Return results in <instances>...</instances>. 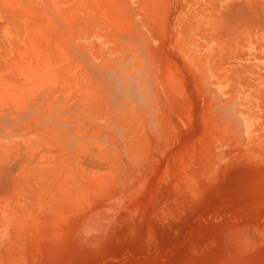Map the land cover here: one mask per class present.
<instances>
[{
	"label": "rangeland",
	"instance_id": "374dc122",
	"mask_svg": "<svg viewBox=\"0 0 264 264\" xmlns=\"http://www.w3.org/2000/svg\"><path fill=\"white\" fill-rule=\"evenodd\" d=\"M84 1L0 0V25L6 27L3 30L4 36L11 37L12 42L15 41L16 44L20 35L25 37L23 47H14L16 51L21 48L19 53H14V49H12L10 52L13 53L6 56L0 55V86H4L5 91L0 95V98L11 100L13 98L12 91H14L12 89L19 88L21 81L26 78L27 81L32 78L29 72L41 65L39 61L42 63L48 58L51 64L52 62L59 63L58 58L61 54L55 53L58 49H53L55 40H52L54 39L51 38L52 35L46 32L43 27L47 24L43 23L42 18L50 19L53 21V25L58 26V38L64 44V48L59 47V50L71 51L69 52L71 56L77 57L86 66H89L95 80L103 82L105 86L107 83L108 93L113 98V103L124 108L127 105L128 109H123L129 115L132 114L130 116L134 119V123L137 120L134 128L138 129L141 126V131L138 129V133L126 129L129 147L125 146L123 136L119 132L114 133L115 136H118L114 138L119 139L117 144L110 140L107 141L108 138L111 139L109 134L105 136L106 138L103 137L100 142L102 146L115 153L116 164L114 161L110 162L109 159L105 160L106 158L97 149H94L93 152H90L92 149L88 150L89 152L85 153L86 157L83 151L76 154L80 160L82 156L85 159L88 157L87 162L84 158L81 162L84 160L85 164L94 167L96 166L94 164L98 163L96 157L103 159H98L100 163H98L99 167L96 166L97 169L90 168L92 166L87 167L88 171L91 170L90 173L88 172L89 180L96 199L93 200L95 203L90 206V214L81 230L77 231L78 228H76L74 233L73 229L61 221L60 218H64V215L59 217L61 216L60 212L64 214L66 210H69L70 213L71 205L69 199H65L66 202L62 199L61 181L56 177L53 178L54 180L52 179V174L54 175L56 171L51 172L53 170L51 168L55 166H51V164L55 162L57 165L60 161L57 153L49 152L46 149L35 150L36 154V151L41 155L43 153L41 156L43 165L38 167L37 175H25L28 178H22L24 177L22 168L15 167L21 170L17 169L16 172L23 174L21 178L19 174V178L16 179L14 177L16 174L12 176L15 172H11V178L17 180L16 182L12 180L15 182V188H13L15 192L11 190L12 193L10 191L9 195L0 194V204L2 203L3 206H0V223L8 212L15 214L16 219L13 233H8L5 241L0 244V255L3 256L0 257V263L264 264V97L261 101V98H235L231 95L233 84L227 82L230 81L228 78L235 69L231 70L233 65L229 64V58H232L227 53L229 49H226L229 48V45L226 44L228 46L226 47L222 41L211 40L210 36L202 37L209 35L208 30L218 22V18L215 16L217 13L208 4H205L203 12L202 0H164V2L163 0H150V3L149 0L146 2L145 0H95L115 3L120 8L117 12L118 22L114 32V39L117 41L115 45L104 40L106 37L110 38L111 34L105 37L98 36L88 27L82 25L84 10L88 5V2ZM71 5H75L73 7L75 26L64 22V19L68 18L67 11ZM149 6L151 7L148 8ZM183 29L186 31L184 32ZM108 30L111 33L110 29ZM94 37L103 38L99 40L104 60L102 63L92 59L89 51L82 47V45L84 47L88 45L87 39ZM143 38H146L145 41ZM50 41H53L54 45ZM118 42L125 46H120ZM50 43L53 46H48ZM144 44L148 45L144 46ZM149 44H152L153 55ZM40 45L43 46L34 49V46ZM121 47L126 48L122 49ZM117 48H120V51ZM129 49H134L135 52H130ZM35 50H38L39 53L35 54ZM124 50L126 51L124 52ZM42 51H46L45 54L43 53L44 57ZM186 51L187 53H185ZM122 55H124V59ZM134 55H137L138 58H135ZM142 55H147L148 58ZM222 55L227 58L224 62L221 60L225 58ZM118 56L122 58L119 59ZM205 57L210 61L204 62ZM195 59L197 60L193 62ZM130 62L136 63L137 68L133 65L134 63ZM103 63H108L111 67H104L105 70H101L99 67ZM195 63L199 66L197 67ZM223 63L225 65L221 67L220 65ZM216 64L219 66L217 67ZM127 66L130 69V76L126 73L128 72ZM57 69H59V65H57ZM143 74H145L144 77L141 76ZM119 78L122 79L119 80ZM108 81H113V83L109 84ZM123 83H127L126 86H123ZM120 84L125 90L120 91V88L122 89ZM130 85L134 88L132 90H135V94L139 96L135 95L136 100L133 95L131 96L133 91L130 89L132 87L128 88ZM240 86L238 84L239 88ZM9 87L10 89H8ZM56 88L47 84L35 92H27L26 100L38 98L36 96L39 93L53 92ZM116 89L120 96H117ZM126 89L131 92L130 95H127ZM124 92L127 93V97ZM121 96L123 97L120 98ZM139 98L142 99L143 104ZM115 99L116 101H114ZM131 99L134 102L130 101ZM126 101L132 103L129 105L130 102ZM259 102H262L263 108L260 107ZM150 107L153 108L150 109ZM1 109L2 101H0ZM144 115L146 118H143ZM158 115L164 118H159ZM245 119L251 122V126L248 128L244 124ZM13 151L8 150L4 154L9 153L10 157ZM22 151L24 149L20 151L22 157L31 154H27V150L24 153ZM94 152L98 153V156L92 154ZM1 153L3 152H0V161L7 156ZM20 153L17 152L16 156L18 154L20 156ZM33 153L34 151H32ZM51 153L55 154L54 158H51L53 156ZM93 155L95 159L92 158ZM37 156L39 155L37 154ZM37 156L34 157L37 158ZM46 156L49 160H53H47ZM12 157L15 155L13 154ZM29 157L27 156V158ZM42 157L46 161L44 159L43 161ZM90 157L94 159L91 161L94 164H91ZM102 160L109 163H104ZM44 162L50 164L51 167ZM100 166L104 168H100ZM24 168L27 170L24 171L26 174L32 172L26 167ZM53 168L56 170V166ZM39 169L42 170L41 172L44 173L42 175L45 177L40 175ZM99 169H101L100 172ZM10 170L14 171V169ZM26 181L28 184L30 183V187L25 183ZM21 184L25 186L23 187ZM37 192L41 194H37ZM12 197L19 202L14 199L13 203ZM27 200L29 201L27 202ZM83 201L86 199H82L81 202ZM28 204L33 205L29 206ZM76 206L78 205L75 204V210L78 208ZM13 207L19 212L17 213ZM56 207L58 208L56 209ZM40 209L42 212L50 211L48 217L54 219L55 226L52 233L51 230H41V232L37 222L33 225V222L36 221V213ZM78 211L81 212L80 216L83 215L84 209L80 206ZM59 227L60 229H58ZM40 236H42L41 239ZM38 237L41 241H36ZM20 239L25 241L24 246L20 245L23 243ZM37 242L38 244H36ZM16 244L22 246L20 251H18L20 247H17ZM251 244H254L252 245L254 248ZM34 246L35 251L32 249ZM39 248L41 249L39 250Z\"/></svg>",
	"mask_w": 264,
	"mask_h": 264
},
{
	"label": "crops",
	"instance_id": "0c3cea01",
	"mask_svg": "<svg viewBox=\"0 0 264 264\" xmlns=\"http://www.w3.org/2000/svg\"><path fill=\"white\" fill-rule=\"evenodd\" d=\"M17 1H21V0H17ZM86 1V0H85ZM87 1H89L90 2V4L89 5H91L92 6V8L90 7V6H86L87 8L85 9L86 10V12H84V14H83V18H82V20H83V22H82V25L83 26H86V27H89V29L91 30V27H92V25H93V27H92V31H94L95 30V35H98V36H108L109 35V30L108 29H110V27L112 28V29H110V30H113L112 32H111V37L110 38H105L104 40H106L107 42H111V43H113V44H117V41L114 39L115 38V36H114V32H115V30H116V27H117V22H118V17H117V12H118V10H120V8L115 4V3H105V2H99L98 1V4H96L97 3V1L96 2H93V1H95V0H87ZM233 1H236V0H202V2H201V7H202V9H203V12H204V10H205V4H208L211 8H213L212 10L213 11H215L216 13H217V15L219 16H221V14H223V12H224V19L222 20V18H223V16H221L222 18H220V17H218V19H221L222 21H224V23H222L221 22V26H224L223 28L220 26V24H219V22H217L216 24H215V26H213V27H211L208 31H209V33L210 34H214L215 36L217 35V33H218V35L220 34V33H223V30L224 31H226L228 28V30H231L232 31V29L230 28V26L232 27L234 24H237L236 22H234V21H237V22H241L242 23V21H243V23L244 24H247V27L250 25L249 23H251L252 25L255 23V24H258V25H253V26H255L254 28H253V31L252 30H250V26H249V29L248 28H246L247 30H243L242 29V31H241V27L243 28L244 26H243V24H242V26L239 28V26H238V24L236 25V26H233V27H235L234 28V31L231 33V31L230 32H228V30L224 33V35L228 32V34H227V36L226 37H228L229 39L231 38V40H229V39H227L225 36H223V37H221L223 34H220L219 36H216L217 38H222V39H225V40H228V41H225V40H223L224 41V43L226 42V44L229 42V47L231 48V46L232 45H234V46H236L237 45V42H241V43H244V44H241V46H236V47H241V48H239V49H242L241 51L240 50H238V52H237V48H235V50H232V52L230 51V53H229V55L230 56H234V55H237L236 54V52L238 53V55H239V53L241 54V56L243 55V57H240V58H238L237 57V59L235 58V56L233 57V58H229V61L231 62L230 64H232L233 65V67L231 68V70H233V69H235L232 73H231V75H230V79L228 78V80H230L229 82H227V83H231V84H233L232 86H238V84L240 83L241 84V86L240 87H242V92H245L244 90H246V92H247V94H243V96H242V98H244V97H246V98H248V97H250V98H260L261 97V95H262V92L264 91V85H263V80H264V76L262 75L264 72V0H257L258 1V3H257V5H256V3H254L253 1H255V0H242L243 1V3L241 2V0H237V1H239L240 2V4H239V2H238V4L239 5H243L244 4V1H245V5H243V6H245V7H247L248 9H250V10H247V12H246V10L244 9L245 7H243V6H235L234 4H230V3H232ZM249 1H252L251 2V4L253 5V6H251V4H250V6H246V5H248L249 4ZM262 2L263 3V5L261 4V3H259V2ZM88 2V3H89ZM93 3H95V4H93ZM233 3H236V2H233ZM242 3V4H241ZM247 3V4H246ZM217 4H218V6H217ZM220 4V5H219ZM237 3H236V5H238ZM254 4H255V6H254ZM259 4V5H258ZM262 6H261V5ZM93 5H95V6H97V7H93ZM114 5V6H113ZM213 5H216V6H213ZM229 5V7H230V9L232 10V13L234 12V11H236V14H234V16H233V18L231 19V21L232 20H234V18H235V20L234 21H232L233 22V24L231 23H229V20L230 19H228L230 16H229V9H228V6ZM233 5L236 7L235 9L236 10H233L231 7H233ZM75 5H71L70 7H69V9H68V11H67V15H68V20L67 19H64L65 21L64 22H66V23H68V24H72L73 26H75V23H74V21H73V16H74V14H73V7H74ZM84 6V5H83ZM113 6V7H112ZM223 6H226V7H223ZM256 6H257V9H258V11H259V9L262 7V9H263V11H262V9L258 12L257 11V9H255L256 8ZM259 6H261V7H259ZM91 9H90V8ZM108 7H109V9H108ZM242 7H243V9L245 10V11H243V9H242ZM252 7L254 8V9H252ZM88 8H89V10H88ZM94 8H96V9H94ZM102 8V9H101ZM114 8H115V10H114ZM219 8V9H218ZM228 10H227V9ZM240 8L242 9L241 11H240ZM97 9H99L100 10V12H101V14L102 15H104L105 17H104V20L103 19H100V17L101 18H103L102 17V15L100 16V13H99V11L97 10ZM106 11H105V10ZM118 9V10H117ZM252 9V10H251ZM84 10V11H85ZM90 10H91V12H90ZM96 10H97V12H96ZM110 10H112V11H110ZM221 10V11H220ZM231 10H230V12H231ZM238 10L240 11V12H238ZM254 10V11H253ZM255 10H256V13H255ZM92 11H94L95 13H96V17H94L95 15H93V17L95 18V20L97 21V18H98V15L100 16L99 17V19H98V21L100 22V24H95V23H97L95 20H94V18H90L92 15H90V13H92V14H94V12H92ZM218 11V12H217ZM228 11V12H227ZM244 13H243V12ZM252 11V12H251ZM88 12V13H87ZM90 12V13H89ZM251 12V13H250ZM257 12H258V14H257ZM260 12H261V15H259L260 14ZM262 12H263V15H262ZM99 13V14H98ZM231 13V14H232ZM237 13H240V14H238L237 15ZM241 13H243V16H248L249 17V15H251L249 18L251 19L253 16V18H254V20L253 19H251V20H249L248 22H247V18L244 20H242L241 19V17L243 18V16H242V14ZM228 14V18L225 16V15H227ZM253 14V15H252ZM255 14H256V16H255ZM90 17H89V16ZM107 15V16H106ZM241 15V16H240ZM257 15H259V16H257ZM231 16V17H232ZM240 16V18H238ZM225 17L228 19L227 20V22L225 21ZM244 17V18H245ZM262 17V18H261ZM90 19L89 20V22H87V20H86V22H85V19ZM248 18V19H249ZM256 18H257V20H256ZM263 19L262 21L260 20V19ZM92 19H93V21L95 22H93L92 21ZM105 19H106V21H107V23H109V21H110V23H109V25H108V27H106L107 25H103L102 23L105 21ZM110 19V20H109ZM237 19H239V20H237ZM42 20H44V23L46 22V23H52V20H50V19H45V18H42ZM103 20V21H102ZM221 20H218V21H221ZM256 20V21H255ZM258 20H260L259 22H261V23H259L258 22ZM112 21H113V24H112ZM230 21V22H231ZM247 23H246V22ZM252 21H253V23H252ZM71 22V23H70ZM91 22H93L92 24H91ZM258 22V23H257ZM86 23V24H85ZM87 23H90V24H87ZM106 23V24H107ZM229 26L228 28L227 27H225V25L226 24ZM240 23V24H241ZM85 24V25H84ZM104 26V27H106L105 29H103L104 27L102 26V25ZM104 24H105V22H104ZM223 24V25H222ZM225 24V25H224ZM261 26H260V25ZM88 25V26H87ZM96 25V26H95ZM111 25V26H110ZM95 26V27H94ZM98 26H102V27H100V28H97ZM110 26V27H109ZM219 26H220V28H219ZM1 28H0V31L2 32V33H0L1 34V36H0V38L2 39V40H4V43L1 41V39H0V44H1V42H2V44H3V46H4V44L6 45V47L4 46V47H2V44L0 45V49L1 48H4V51H3V49L2 50H0V55L2 54V56H6V55H8V54H10V53H19L21 50H20V48L18 49V51H16L15 50V48H14V46L16 47H23L24 45H25V37L23 36V35H20L19 36V38H18V40L19 41H17V44H16V42L14 43V42H12V39H11V37H9L8 35L7 36H4V33H3V30L6 28V27H3V26H0ZM44 28H45V26H43ZM236 27H238V30L236 31L235 29H237ZM246 27V26H245ZM244 27V28H245ZM252 27V26H251ZM108 28V29H107ZM226 28V29H225ZM258 28H260L261 30L259 31V29ZM3 29V30H2ZM99 29L101 30V31H99ZM107 29V33H105V30ZM218 29H221L220 31V33H219V31H218ZM223 29V30H222ZM239 29H240V32H241V34H242V38H241V35H239L240 33H239ZM46 31V30H45ZM96 31H98V33L96 32ZM237 32V34H236V36L234 35L236 32ZM243 31H246L245 33H246V35H250V36H248L247 38L245 37L246 35H245V33L243 32ZM249 31L251 32V33H249ZM100 32H101V34H100ZM204 32V31H203ZM252 32H254V34H252ZM259 32V33H258ZM103 33V34H102ZM105 33V34H104ZM244 33V34H243ZM10 34V33H9ZM50 34V33H49ZM203 35L202 37H204V38H208L209 36H210V39L211 40H213V39H215L216 41H218V40H220L221 41V39H217L214 35ZM231 34V35H230ZM234 35V37H229V36H233ZM252 34V35H251ZM229 35V36H228ZM239 35V37H240V39H242V41L239 39V37H237ZM260 35V36H259ZM263 35V36H262ZM58 36L59 35H57V37L56 36H53L54 37V40L55 39H59L58 38ZM114 36V37H113ZM253 36V37H252ZM256 36V37H255ZM40 37V36H39ZM225 37V38H224ZM239 39V41H237L238 39ZM244 37V38H243ZM250 37H252L251 39H250ZM235 39V41H234V39ZM103 38H101V37H94V38H90V39H87L86 40V42H87V48L86 47H83L84 49H87L88 51H89V53H90V56H91V58L92 59H94V60H100L101 58H102V50L100 49V47H99V40H102ZM233 39V40H232ZM248 39H250V40H247ZM110 40V41H109ZM114 40V41H113ZM244 40L247 42V44H246V42H244ZM251 40H253L254 42H253V44H250V43H252L251 42ZM56 41H57V43H56ZM55 41V47L57 46V47H62L63 46V48H64V44H63V42H60V39L59 40H56ZM233 41L235 42V44L233 43ZM250 41V42H249ZM59 42H60V44H59ZM232 42V44H231V46H230V43ZM13 43V44H12ZM24 43V44H23ZM93 43H94V45H93ZM238 43V44H239ZM16 44V45H15ZM242 45H246L248 48H246V46H242ZM259 45H262V46H260V47H258ZM7 46H9V47H7ZM234 46L232 47V49H234ZM256 46H257V49H256ZM56 47V48H57ZM95 47V48H94ZM36 48H40V47H37V46H34V49H36ZM8 49V50H7ZM12 49H14L13 50V52H10V50H12ZM6 50L9 52V53H7L6 52ZM261 50V51H260ZM58 51H59V53L61 52V56H60V58H59V60H60V63H57V64H54V67H53V62H52V64L50 63V61H49V59L48 58H46L45 59V62H42L41 64L43 65H41V66H39V67H37L38 69H36V72L34 71V70H31V74H32V71H33V73L35 74V75H37V74H40V80L39 79H37L36 77H34V79L35 80H38L39 81V83H40V81H41V84H42V86H45V84L47 85V84H49V83H52V82H54L55 80V82L53 83V87H57L53 92H49V93H43V94H41V93H39L38 94V96H36V97H38V98H32L31 100H26V93L28 92L26 89H28L29 88V85H30V88L32 87L33 88V86H35V88H36V85H35V80L33 79V80H31L32 78H30V80L29 81H27V80H25L24 82H26V83H24L23 81V84H22V87H23V89H21V86H19V88H17L16 87V91L14 90V92L12 93V95H13V98H11V100H3L2 98H0V101H2V109L0 110V116H2V118H5V119H7V123H8V126H7V130L9 129L10 131H15V132H17V133H25V132H37V131H40L41 129H50V130H53V129H55V131H57L56 130V126H54L52 123H50V124H46V126H44L43 125V123H46V122H44V120H49L50 118H57V119H60V124L58 125V127L60 128V129H62V131H64V132H68V133H70V134H73V135H89V134H103L104 132H105V130L104 129H101L100 127H96V126H93V125H90V123H89V119L91 118V117H93V118H104V117H107L108 115H110V114H112V112L111 111H109V110H107L106 108H105V106H104V103H106V95L104 94V92L100 89V87H99V84H94V83H92L89 79H87V78H85L81 73H79V69H77V67H79V66H77V65H71V67L70 66H68V65H66V63H63L62 61L66 58V56H67V54H66V51H64L63 49H60L59 50V48H58ZM94 51V52H93ZM98 51V52H97ZM233 51H234V53L235 54H233ZM5 54H4V53ZM63 52V53H62ZM229 52V51H228ZM246 52V54H245V56H244V53ZM256 52H258V55H257V53ZM34 53L36 54V53H39V51L38 50H35L34 51ZM64 53H65V55H64ZM95 53V54H94ZM233 54V55H232ZM255 56H254V55ZM65 57H64V56ZM97 55H98V57H97ZM263 55V56H262ZM97 58H95V57ZM62 58H63V60H62ZM245 58V59H244ZM257 58H259V59H257ZM262 58V59H261ZM204 59H208L207 57H205ZM243 59V60H242ZM239 60V61H238ZM241 60V61H240ZM261 60V61H260ZM44 61V60H43ZM208 62L210 61L209 59L207 60ZM233 61H238L237 63L235 62V63H233ZM48 64H49V66H51V68H53V70L51 69H49V66H48ZM235 64V65H234ZM243 66H242V65ZM46 65V66H45ZM57 65H59V69H57ZM254 65V66H253ZM256 65H258V66H256ZM47 67L48 66V72L47 73H49V71H52V72H50L49 73V77L47 76V74L46 75H44V68L45 67ZM65 66V67H64ZM110 66V65H109ZM44 67V68H43ZM111 67V66H110ZM256 67V69H254ZM40 68L41 69H43V71L41 70V73H40ZM54 68L56 69V70H58L57 71V73H58V75H60L61 73H62V70L64 69V71L65 70H67V69H70L69 70V72H63V74L64 75H62V78L59 76V78H58V76H57V74H56V71L54 70ZM75 68H76V70H75ZM60 69H62V70H60ZM59 70H60V72H59ZM75 70V71H74ZM261 70H263L262 72H261ZM46 71V70H45ZM38 72V73H37ZM249 72H251V73H249ZM43 73V75H41ZM67 75H66V74ZM70 73V74H69ZM253 73V74H252ZM52 74V75H51ZM56 74V75H55ZM255 74V75H254ZM50 75H51V77H50ZM69 75V76H68ZM257 75V76H256ZM39 76V75H38ZM44 77L45 78V76L46 77H48L49 79L47 80V79H45L44 81H43V78L42 77ZM52 76H54V78L52 77ZM56 76V77H55ZM254 78H253V77ZM260 76V77H259ZM263 78H262V77ZM33 77V76H32ZM72 77V78H71ZM60 79V80H59ZM85 79V80H84ZM255 79V80H254ZM47 80V81H46ZM51 80H53V81H51ZM243 80H245V81H243ZM251 80V81H250ZM37 81V82H38ZM46 81V82H45ZM60 81V82H59ZM249 81V82H248ZM260 81V82H259ZM36 82V84H38ZM241 82H243V83H241ZM259 84H258V83ZM32 83H33V86H32ZM60 85H59V84ZM245 83H249V84H246V85H244ZM261 83V84H260ZM20 84V85H21ZM29 84V85H28ZM55 84V85H54ZM57 84V85H56ZM239 84V85H240ZM25 85L28 87V88H26L25 87ZM76 87H75V86ZM243 85V86H242ZM248 85V86H247ZM255 85H257V86H255ZM263 85V86H262ZM38 86H39V88H41L42 86L40 85V84H38ZM252 86V87H251ZM244 87H246V88H244ZM248 87V88H247ZM259 87H263V90H262V88H259ZM244 88V89H243ZM257 88V89H256ZM259 88V89H258ZM3 88H1V86H0V95H2L4 92H3V90H2ZM38 89V88H37ZM74 89V90H73ZM79 91H78V90ZM250 89V90H249ZM254 89V90H253ZM261 89V90H260ZM29 90V89H28ZM33 90H36V89H33ZM33 90H29V91H33ZM73 90V91H72ZM85 90V91H84ZM252 90V91H251ZM24 91V92H23ZM76 91V92H75ZM80 91H82V92H80ZM91 91V92H90ZM3 92V93H2ZM18 92V93H17ZM20 92V93H19ZM22 92V93H21ZM75 93H76V95H75ZM78 93V94H77ZM85 93V94H84ZM251 93V94H250ZM258 93H259V95H258ZM264 93V92H263ZM20 96H19V95ZM82 94H84V96H82ZM250 94V95H249ZM17 95H18V97H17ZM73 95H75V96H73ZM82 97H81V96ZM258 95V96H257ZM79 96V97H78ZM64 97V98H63ZM67 98V99H66ZM89 98H91V99H89ZM262 98V97H261ZM72 100V101H71ZM93 100V101H92ZM102 101V102H101ZM28 102H31V103H28ZM38 102V103H37ZM71 102V103H70ZM36 103V104H35ZM40 103V104H39ZM79 103V104H78ZM93 103V104H92ZM49 104V105H48ZM31 106V107H30ZM42 106H43V108H42ZM102 106V107H101ZM48 107V108H47ZM93 110V111H92ZM34 111V112H33ZM101 111H102V113H101ZM37 112V113H36ZM40 112V113H39ZM99 112V113H98ZM103 114V115H102ZM102 115V116H101ZM72 117H73V121H72ZM13 118V119H12ZM38 121V122H37ZM11 123V124H10ZM10 124V125H9ZM29 124V125H28ZM30 126V127H29ZM250 126H251V122H250ZM16 127V128H15ZM26 127V128H25ZM31 127H32V129H31ZM35 127L37 128V129H35ZM13 128H15V129H13ZM18 128H19V130H18ZM22 128V129H21ZM78 130V131H77ZM122 134H123V140H124V142H125V144H126V146H130V143L128 142V140H127V137H126V135H127V130L125 129V128H122ZM22 143H20V139L19 138H16V139H14L12 142H6V145H8V146H12L13 147V145L15 146V145H20V146H26L27 144H22ZM22 149V148H21ZM79 151H77V152H75L73 155H72V157H70V159H69V164L71 165V167H72V171L78 176V179H80V184H81V188H80V191H81V196H77V197H81V198H85L86 199V201H83V202H78L77 201V204H78V207H79V205H81L80 207L82 208V209H84V213H83V217H82V219L80 220V222L78 223V229H77V231H79V230H81V228H82V226H83V224L85 223V221H86V219L88 218V216H89V214H90V206H91V204L92 203H95L93 200H95L96 199V197L93 195V187H91V183H90V180H89V171H87L88 169H87V166H89V165H87L86 166V168H85V165L84 164H82V163H84V162H81L80 161V159L76 156V154L78 153ZM41 155V154H40ZM39 155V156H40ZM39 156H37L38 157V160L40 161L41 160V158H39ZM41 157V156H40ZM27 159V157H24V161ZM30 159H31V161H30ZM37 159V158H36ZM36 159L34 160V159H32V158H28L27 160V162H26V164L28 163V164H30V162L32 163V165H31V168H33L34 169V165L37 163V164H40V163H38L39 161H36ZM21 160V159H20ZM32 160H34V161H36L35 162V164L33 165V161ZM24 161H17V163L18 162H22L21 163V166L20 167H22V164L23 165H25V162ZM24 162V163H23ZM60 162V161H59ZM79 162H80V165H79ZM16 163V162H15ZM20 163H18V164H20ZM58 163V162H57ZM18 164H17V166L16 167H18ZM27 164V165H28ZM12 165H13V163H12ZM30 165H28L27 166V168L30 166ZM40 165H42V164H40ZM58 166H59V164H57ZM10 166V165H9ZM13 166H15V165H13ZM33 166V167H32ZM37 166V165H36ZM58 166H57V169L55 170L56 172H54L55 173V177L57 176V178L59 179V181H61V179H62V177H64L63 176V174L61 173H59V171H58ZM24 167V166H23ZM26 167V166H25ZM39 167V166H38ZM38 167H37V169H38ZM41 167V166H40ZM87 169V170H86ZM30 170V169H29ZM9 171V170H8ZM13 172V171H12ZM33 172H37V170H36V168H35V171L33 170ZM33 172H30V173H33ZM41 172V171H40ZM85 172V173H84ZM88 173V176H87V173ZM11 173V172H10ZM42 173V172H41ZM9 174V173H8ZM7 174V175H8ZM34 174V173H33ZM25 175H28L29 176V173L28 174H25ZM36 175H37V173H36ZM9 177H10V179H11V175L9 174L8 175ZM21 178V177H20ZM7 179H9L8 177H7ZM9 179V181H8V183H10L11 182V180ZM5 183H7V181H4ZM12 183H14V182H11L10 184H12ZM10 184L8 185V190H9V188L11 187L10 186ZM7 185V184H6ZM3 186H5V184L3 183ZM14 186V187H13ZM7 187V186H6ZM6 187H4L5 188V190H6ZM12 187L13 188H15V184L13 185L12 184ZM11 187V188H12ZM61 187H62V185H61ZM12 188V189H13ZM14 190V189H13ZM3 191V190H2ZM10 191H11V189H10ZM10 191H4V192H7V193H9ZM62 193H63V195L64 196H67V198L66 199H71L72 198V196H69L67 193H64L63 192V190H62ZM4 194V193H3ZM6 194V193H5ZM67 194V195H66ZM63 195H62V197H63ZM70 197V198H69ZM62 199H64L63 201H65V197H63ZM73 200V201H72ZM75 203V200L74 199H71V202H70V205H71V209L73 210L74 209V207H72L73 205L72 204H74ZM80 203V204H79ZM76 204V203H75ZM69 205V206H70ZM75 206V205H74ZM71 210V212H70V214H69V210H66V212L64 213V215L65 216H71L72 214L74 215L75 213H77V210L75 211V210H73L72 211ZM46 211H48L47 213H49V215H50V211L49 210H46ZM79 212V211H78ZM42 213V211H41V209L40 210H38V212L36 213V222H37V225H38V227L40 228V230H41V228H43V225L41 226V224H42V222H43V220H42V217H41V214ZM72 213V214H71ZM48 217V216H47ZM46 218V217H45ZM72 218V219H71ZM3 221H1V223H0V227H6L8 230H10V233H11V231L13 230V228H14V226H15V224H16V219H15V214H13L12 212H8L5 216H3ZM50 219L52 220L53 218H51L50 217ZM69 219V218H68ZM74 218H73V216H71L70 217V220H67V218L66 219H64L62 222H64L66 225H68V227L71 225V228L73 227V225H74V223H73V220ZM13 220V221H12ZM38 221H39V223H38ZM53 221H54V219H53ZM68 221V222H67ZM68 223V224H67ZM53 225H54V223H53ZM52 226V225H51ZM51 226H50V229L49 230H52L53 228H55V226L54 227H52L51 228ZM4 227V228H5Z\"/></svg>",
	"mask_w": 264,
	"mask_h": 264
},
{
	"label": "bare ground",
	"instance_id": "6f19581e",
	"mask_svg": "<svg viewBox=\"0 0 264 264\" xmlns=\"http://www.w3.org/2000/svg\"><path fill=\"white\" fill-rule=\"evenodd\" d=\"M87 1V0H86ZM91 1V0H90ZM142 1V0H141ZM144 1V0H143ZM146 1H148V0H145V2ZM188 1V0H187ZM85 2V1H84ZM87 2H89V1H87ZM93 2H96V1H93ZM149 3L151 2L150 0L148 1ZM158 2V1H157ZM163 2H164V0H163ZM171 2V1H170ZM233 2H236L237 4H238V2L239 1H233ZM230 3V4H234L236 7L237 6H243V5H245V1H244V4L243 5H239L240 4V2H239V4L238 5H236V3ZM241 2L243 3V1L241 0ZM251 2L252 1H249V4L248 5H246V6H250V4H251ZM254 3H258V1L257 0H255V1H253ZM82 3V2H81ZM148 3V4H149ZM159 3V2H158ZM181 3V2H180ZM241 3V4H242ZM257 3H256V5H257ZM259 3H261L262 5H263V3L260 1ZM90 4V2L88 3V5L87 6H90L91 8H92V6L91 5H89ZM93 4H95V3H93ZM96 4H98V1H97V3ZM140 4V3H139ZM164 4V3H163ZM168 4V3H167ZM247 4V3H246ZM260 4V5H261ZM82 5V4H81ZM143 5V4H142ZM155 5V4H154ZM157 5H159V4H157ZM157 5H156V7H157ZM220 5V4H219ZM233 5V7H231L233 10H236L235 8V6ZM259 5V4H258ZM261 5V6H262ZM78 6V5H77ZM114 6V5H113ZM112 6V7H113ZM145 6V5H144ZM165 6V5H164ZM168 6V5H167ZM213 6H216V5H213ZM217 6H218V4H217ZM216 6V7H217ZM251 6H253L252 4H251ZM254 6H255V4H254ZM261 6H259V7H261ZM82 7V6H81ZM84 7V6H83ZM89 7V8H90ZM93 7H97V6H95V5H93ZM146 7V6H145ZM151 6H149L148 8H150ZM182 7H183V5H182ZM223 7H226V6H223ZM228 7V9H229V18H228V14L227 15H225L228 19H232L233 18V16H234V14H236V11H234L233 13H232V10L230 9V7H229V5L227 6ZM243 7H245V6H243ZM243 7H242V9H243ZM79 8V7H78ZM89 8H88V10H89ZM90 8V9H91ZM98 8V7H97ZM166 8V7H165ZM184 8V7H183ZM83 9H85V8H83ZM83 9H82V11H83ZM94 9H96V8H94ZM102 9V8H101ZM108 9H109V7H108ZM159 9H160V7H159ZM163 9V8H162ZM219 9V8H218ZM227 9V8H226ZM227 9V10H228ZM241 8H240V11L242 10ZM245 10H246V12H247V10H250V9H248L247 7H245L244 8ZM243 9V11H245ZM252 9H254L253 7H252ZM251 9V10H252ZM255 9H257V6H256V8ZM262 9V7L259 9V11ZM98 11H99V13H100V16L102 15L101 14V12H100V10L99 9H97ZM97 10H96V12H97ZM105 10V9H104ZM114 10H115V8H114ZM118 10V9H117ZM150 10V9H149ZM148 10V12H150ZM168 10V9H167ZM195 10H197V9H195ZM230 10H231V12H230ZM3 11V10H2ZM37 11V10H36ZM106 11V10H105ZM110 11H112V10H110ZM116 11V10H115ZM147 11V10H146ZM155 11V10H154ZM153 11V12H154ZM162 11V10H161ZM177 11V10H176ZM221 11V10H220ZM239 10H238V12H240ZM242 11V12H243ZM254 11V10H253ZM257 11H258V9H257ZM258 11V12H259ZM262 11H263V9H262ZM18 12H20V11H18ZM39 12V11H38ZM41 12V11H40ZM84 12H86V10L84 11ZM90 12H91V10H90ZM89 12V13H90ZM92 12H94V11H92ZM152 12V13H153ZM159 12V11H158ZM167 12V11H166ZM183 12V11H182ZM218 12V11H217ZM228 12V11H227ZM249 12V11H248ZM247 12V13H248ZM252 12V11H251ZM250 12V13H251ZM258 12H257V14H258ZM4 13V12H3ZM9 13V12H8ZM88 13V12H87ZM98 13V14H99ZM232 13V14H231ZM244 13V12H243ZM243 13H241L242 14V16H243ZM255 13H256V10H255ZM18 14V13H17ZM38 14V13H37ZM191 14V13H190ZM214 14V13H213ZM212 14V15H213ZM223 14H224V12H223ZM223 14H221V16H223V18L219 15H215L216 16V18H218V17H220V18H222V20L224 19V15ZM238 14H240V13H237V15ZM8 15V14H7ZM90 15H92L90 18H94V17H96V13L94 12V14H92V13H90ZM93 15H95L94 17H93ZM151 15H153V14H151ZM233 15V16H232ZM253 15V14H252ZM259 15H261V12H260V14ZM259 15H257V16H259ZM262 15H263V12H262ZM4 16V15H3ZM11 16V15H10ZM9 16V17H10ZM16 16V15H15ZM99 15H98V18H97V21L95 20V18H94V20L97 22V23H95L94 21H93V19H92V21L97 25V24H100V22L98 21V19H99V17H100ZM107 16V15H106ZM147 16V15H146ZM150 16V15H149ZM155 16H156V14H155ZM154 16V17H155ZM190 16V15H189ZM192 16V15H191ZM211 16V15H210ZM232 16V17H231ZM241 16V15H240ZM240 16L238 17V18H240ZM251 15H249V17H250ZM255 16H256V14H255ZM102 17L103 18H101L100 17V19H103L104 20V15H102ZM188 17V16H187ZM203 17V16H202ZM212 17V16H211ZM225 17V21L227 22V18ZM235 17V16H234ZM245 16H243V18L241 17V19L243 20H245L248 16H246L245 18H244ZM248 17V18H249ZM254 17V16H253ZM251 18V19H253L254 20V18ZM264 17V16H263ZM17 18V17H16ZM19 18V17H18ZM32 18V17H31ZM190 18V17H189ZM192 18V17H191ZM246 19L247 20V22L249 21V20H251L250 18L249 19ZM262 18V17H261ZM13 19V18H12ZM231 19L229 20V23L231 24H233V22L232 21H234L235 20V18H234V20H232L231 21ZM260 19V18H259ZM33 20H35V19H33ZM37 20V19H36ZM35 20V21H36ZM68 20V19H67ZM84 20V19H83ZM83 20L81 21V23L83 22ZM86 20H87V22H89V20L86 18L85 19V22H86ZM102 20V21H103ZM110 20V19H109ZM151 20V19H150ZM188 20V19H187ZM218 20H221V19H218ZM218 21L219 22V24H220V26H221V22L222 23H224V21ZM237 20H239V19H237ZM256 20H257V18H256ZM255 20V21H256ZM261 21L263 20V19H260ZM260 20H258V22L260 21ZM12 21V20H11ZM16 21H17V19H16ZM38 21V20H37ZM36 21V22H37ZM42 21V20H41ZM44 21V20H43ZM48 21V20H47ZM46 21V22H47ZM163 21V20H162ZM165 21V20H164ZM231 21V22H230ZM240 21V20H239ZM19 22V21H18ZM45 22V24H47V25H45V30H46V32H48V33H50L52 36H56L57 37V35H59L58 34V26H56V25H53L52 23H53V21H52V23H46ZM93 22H91V24L93 23ZM104 22H105V24H104ZM102 24L105 26V25H109V23H110V21H109V23H107V21H106V19H105V21H104ZM185 22V21H184ZM234 22H236L237 24H238V26H239V28L242 26V24H243V26L245 27H241V31H242V29L244 30H247L246 28H248L249 29V26H250V30H252L253 31V28L255 27V26H253L251 23H249L250 25L247 27V24H244L243 23V21H242V23L241 22H237V21H234ZM246 22V21H245ZM246 22V23H247ZM257 22V23H258ZM44 23V22H43ZM71 23V22H70ZM107 23V24H106ZM186 23V22H185ZM241 23V24H240ZM252 23H253V21H252ZM259 23H261V22H259ZM264 23V22H263ZM19 24V23H18ZM17 24V25H18ZM31 24V23H30ZM34 24V23H33ZM40 24V23H39ZM86 24V23H85ZM84 24V25H85ZM87 24H90V23H87ZM90 24V25H91ZM101 24V25H102ZM112 24H113V21H112ZM162 24V23H161ZM160 24V25H161ZM166 24V23H165ZM226 24V23H225ZM224 24V25H225ZM237 24H234L233 26H236ZM22 25V24H21ZM49 25V26H48ZM94 25V24H93ZM93 25H92V27H93ZM95 25V26H96ZM102 25V26H103ZM159 25V26H160ZM188 25V24H187ZM191 25V24H190ZM196 25V24H195ZM223 25V24H222ZM255 25H258V24H255ZM260 25V24H259ZM264 25V24H263ZM1 26V25H0ZM23 26V25H22ZM47 26V27H46ZM88 26V25H87ZM94 26V27H95ZM102 26H98L97 28H100V27H102ZM103 26V27H104ZM106 26V27H107ZM111 26V25H110ZM109 26V27H110ZM162 26V25H161ZM160 26V27H161ZM220 26H219V28H220ZM231 27L230 26V28L232 29V31L231 30H228L229 28V26L226 24L225 25V27H227L228 29V32H230L231 31V33L234 31V28L235 27ZM252 26V27H251ZM261 26V25H260ZM37 27H39V26H37ZM36 27V28H37ZM90 27V26H89ZM88 27V28H89ZM92 27H91V31L93 30L92 29ZM106 27H104L103 29H105ZM222 28L224 27V26H221ZM1 28V27H0ZM35 28V27H34ZM113 28V27H112ZM111 27H110V29H112ZM142 28V27H141ZM186 28V27H185ZM184 28V29H185ZM237 29H235L236 31L238 30V27H236ZM19 29V28H18ZM23 29V28H22ZM42 29V28H41ZM101 29V28H100ZM99 29V31H101ZM161 29V28H160ZM184 29H183V31H184ZM191 29H193V28H191ZM226 29V28H225ZM259 29V31L261 30L260 28H258ZM3 30V29H2ZM165 30V29H164ZM163 30V31H164ZM221 29H218V31H219V33L221 32L220 31ZM223 30V29H222ZM226 30V31H227ZM31 31V30H30ZM38 31V30H37ZM111 32L113 31V30H110ZM186 31V30H185ZM184 31V32H185ZM226 31H224L223 30V33H220V34H223L221 37H223V36H227V34H228V32L224 35V33L226 32ZM235 31V32H236ZM20 32H21V30H20ZM22 32H24L23 30H22ZM93 32H95V30L93 31ZM97 33H98V31H96ZM183 32V33H184ZM200 32V31H199ZM244 33L246 32V31H243ZM0 33H2L1 31H0ZM32 33V32H31ZM42 33V32H41ZM48 33H46L47 34V36H48ZM105 33H107V29L105 30ZM104 33V34H105ZM202 33V32H201ZM239 35H241V38H242V34H241V32H240V29H239ZM243 33V34H244ZM247 33V32H246ZM246 33H245V35H246ZM249 33H251L250 31H249ZM259 33V32H258ZM100 34H101V32H100ZM103 34V33H102ZM108 34V33H107ZM111 33H109V35H110ZM147 34V33H146ZM203 34V33H202ZM236 34H237V32L234 34L235 36H236ZM252 34H254V32H252ZM251 34V35H252ZM40 35V34H39ZM43 35V34H42ZM115 35H117V34H115ZM208 35V34H207ZM210 35H214V34H210ZM218 35V33H217V35L216 36H219ZM231 35V34H230ZM233 35V34H232ZM234 35L233 36H229V37H234ZM239 35L237 36V37H239ZM0 36H1V34H0ZM16 36V35H15ZM37 36V35H36ZM51 36V38H54V37H52ZM81 36V35H80ZM79 36V37H80ZM215 36V35H214ZM215 36V37H216ZM225 36V37H226ZM248 36H250V35H246L245 37L247 38ZM260 36V35H259ZM263 36V35H262ZM43 37V36H42ZM41 37V38H42ZM48 37H50V36H48ZM109 37H111V35L109 36ZM114 37V36H113ZM118 37V36H117ZM173 37V36H172ZM171 37V38H172ZM224 37V38H225ZM236 37V38H237ZM253 37V36H252ZM252 37H250V39L252 38ZM256 37V36H255ZM30 38H32V37H30ZM36 38H38V37H36ZM40 38V37H39ZM77 38V37H76ZM83 38V37H82ZM107 38V37H106ZM150 38V37H149ZM217 38V37H216ZM227 39H229L228 37H226ZM235 38V37H234ZM233 38V39H234ZM244 38V37H243ZM1 39V38H0ZM80 39V38H79ZM144 39H146V38H143V40ZM217 39H221V41H222V43L224 42L223 40H225V39H222V38H217ZM232 39V40H233ZM238 39V38H237ZM239 39H240V37H239ZM239 39L237 40V41H239ZM250 39H248V40H250ZM2 40V39H1ZM45 40V39H44ZM53 41H54V39H52ZM56 40H59V39H55V41ZM186 40V39H185ZM229 40H231V38L229 39ZM241 41H242V39H240ZM247 40V39H246ZM247 40V41H248ZM53 41H50L52 44L55 42H53ZM110 41V40H109ZM114 41V40H113ZM145 41V40H144ZM163 41V40H162ZM220 41V40H219ZM225 41H228V40H225ZM234 41H235V39H234ZM233 41V43L235 44V42ZM2 42L4 43V40H2ZM2 42H1V44H2ZM39 42V41H38ZM44 42V41H43ZM49 42V41H48ZM187 42V41H186ZM244 42H246L245 40H244ZM250 42V41H249ZM251 42L252 43H250V44H253V40H251ZM14 43H15V41H14ZM50 43V45H48V46H53L52 44ZM56 43H57V41H56ZM119 44H120V46H125V44H122V43H120V42H118ZM152 43V42H151ZM239 42H237V45L238 46H241V44H244V43H239ZM0 44V45H1ZM13 44V43H12ZM36 44H37V42H36ZM45 44V43H44ZM59 44H60V42H59ZM229 44V42L227 43V45ZM231 44H232V42L230 43V46H231ZM246 44H247V42H246ZM7 45V44H6ZM6 45L4 44V46L6 47ZM16 45V44H15ZM69 45V44H68ZM93 45H94V43H93ZM116 45V44H115ZM127 45V44H126ZM146 45H148V44H144V46H146ZM236 45V46H237ZM3 46V44H2V47H4ZM43 46V45H42ZM41 45L40 46H37V47H42ZM47 46V47H48ZM58 46V45H57ZM56 46V47H57ZM83 46V45H82ZM122 46V47H123ZM130 46H131V43H130ZM129 46V44H128V47H130ZM141 46V45H140ZM143 46V47H144ZM151 46H152V44L150 45L149 44V48H151ZM225 46H226V42H225ZM234 45H232L231 46V48L229 47V48H226V49H229V52H227L228 53V55H229V53H230V51L232 52V50H235V48H237V52H238V50H242V49H239V48H241V47H236V46H234V49H232V47H233ZM242 46H246V45H242ZM258 46V45H257ZM257 46H256V49H257ZM260 46H262V45H259L258 47H260ZM7 47H9V46H7ZM15 47V46H14ZM45 47V46H44ZM55 46L53 47V49L55 50V48H56ZM60 47V46H59ZM59 47H57L56 49H58ZM63 47V46H62ZM84 47V46H83ZM118 47H119V45H118ZM121 47V48H122ZM127 47V46H126ZM125 47V48H126ZM138 47V46H137ZM148 47V46H147ZM226 47H228V46H226ZM49 48V47H48ZM86 48H87V46H86ZM95 48V47H94ZM115 48V47H114ZM125 48H122V49H125ZM136 48V47H135ZM140 48V47H139ZM153 48V47H152ZM152 48H151V54H152ZM225 48V47H224ZM246 48H248L247 46H246ZM3 49V51H4V48H1L0 50H2ZM19 49V48H18ZM21 49V48H20ZM23 49V48H22ZM45 49H46V47H45ZM51 49H52V47H51ZM71 49V48H70ZM118 49V48H117ZM120 49V48H119ZM118 49V51H120ZM121 49V50H122ZM163 49V48H162ZM226 49H224V50H226ZM8 50V49H7ZM6 50V52L7 53H9L8 51ZM47 50V49H46ZM49 50V49H48ZM64 50V49H63ZM131 49H129V51H130ZM191 50V49H190ZM78 51V50H77ZM113 51V50H112ZM126 50H124V52H125ZM132 51H134V49L133 50H131L130 52H132ZM138 51V50H137ZM149 51V50H148ZM261 51V50H260ZM46 52V51H45ZM45 52H43L42 51V56L44 57V55H43V53L45 54ZM55 52V51H54ZM69 52H71V51H69ZM69 52L67 51L66 52V54H67V56H66V58L63 60V58H62V62L63 63H66V65H68V66H70L71 67V65H77V66H79V67H77V69H79V73H81L85 78H87V79H89L92 83H94V84H99V87H100V89L104 92V94L106 95V103H104V106H105V108L107 109V110H109V111H111L112 112V114H110V115H108L107 117H104V118H93V117H91L88 121H89V123H90V125H93V126H96V127H100L101 129H104L105 130V132L102 134H89V135H73V134H70V133H68V132H64V131H62V129H60L59 127H58V125L60 124V119H57V118H50L49 120H44V122H46V123H43V125L44 126H46V124L48 123V124H50V123H52L54 126H56L57 128H56V130L57 131H55V129H53V130H50V129H41L40 131H37V132H25V133H17V132H13V131H10L9 129L7 130V126H8V123H7V119H5V118H2V116H0V152H3V153H1L2 155H7L6 157L5 156H2V157H5V158H2L1 159V161H0V194H3V195H5V193L6 194H8L7 192H4V191H10V189L11 190H13L12 188L14 187H12V184L14 185L15 184V182L17 181H15L14 179H10V177L8 176L9 174L10 175H12V173L13 172H15V173H13V175L12 176H14V174H16L14 177H16V179H18L19 178V174L21 173H19V172H16L17 171V169L18 168H15L16 166H17V164L18 163H20V162H18L17 163V161H24V157H22V154L20 153V151L21 150H23L24 149V151H26V153L28 154V153H31L30 155L32 156V157H34L35 155L37 156V154L38 155H40V153H38V151H36L37 152V154L35 153V150H41V149H46L47 151H49V152H51V151H53V153L54 152H56L57 153V155H58V157H59V160H60V162H59V166H58V171H59V173L61 174H63V176L64 177H62V179H61V185H62V190H63V192L64 193H67L69 196H72V198L71 199H74L75 200V203H76V205H78L77 204V201L78 202H80L81 203V201H82V199L83 198H79V197H77V196H81V191H80V188H81V184H80V179H78V176L72 171V167H71V165L69 164V159H70V157H72V155L75 153V152H77V151H79L78 152V154H80V153H82V151L84 152V154L88 151V150H90V149H92V151H90V152H93V150L94 149H97L99 152H100V154L103 156V157H105L106 159L105 160H107V159H109V160H111L110 162H112L113 163V161H114V163L116 164V155H115V153L113 152V151H111V150H109V149H107L106 147H104V146H102V144H101V142L100 141H102V139H103V137L104 138H106L105 136L107 135V134H109V136H110V138L111 139H107V141L108 140H110V142H116V144L119 142H117V140H119V139H115L116 137H118V136H115L116 134H114V133H117V132H119V133H121L122 134V128H125V129H129V130H131V131H135V132H138V129H139V131H141V126L140 127H138V129L137 128H134V125H135V123H137V120H136V122L134 123V119L130 116V115H132V114H128L127 112H126V110H124V109H128V107H127V105L125 106L126 108H124L123 106H119V105H115V103H113V101H112V99L113 98H111L110 97V94L108 93L109 92V87H108V84L106 83V85L107 86H105L104 85V83L103 82H100V81H98L97 79L95 80V78L93 77V75L91 74V71H90V68H89V66H86L82 61H80L77 57H73V56H71L70 54H69ZM94 52V51H93ZM98 52V51H97ZM115 52H117V50L115 49ZM135 52V51H134ZM133 52V53H134ZM150 52V51H149ZM149 52H147V54H148V56H149ZM190 52V51H189ZM236 52V54L237 55H234L235 56V58L237 59V57L238 58H240V57H243V55L241 56V54L239 53V55H238V53ZM4 53V52H3ZM30 53V52H29ZM52 53V52H51ZM55 53H58L59 54V52H58V50L55 52ZM63 53V52H62ZM119 53V52H118ZM142 53H143V50H142ZM185 53H187V51L185 52ZM226 53V54H227ZM257 53V55H258V52H256ZM264 53V52H263ZM5 54V53H4ZM60 54H61V52H60ZM95 54V53H94ZM121 54V53H120ZM129 54H131V53H129ZM128 54V55H129ZM138 54V53H137ZM216 54H217V52H216ZM225 54V53H224ZM223 54V55H224ZM225 54V55H226ZM233 54H235L234 53V51H233ZM232 54V55H233ZM245 54H246V52L244 53V56H245ZM2 55V54H1ZM64 55H65V53H64ZM63 55V56H64ZM117 55V54H116ZM127 55V54H126ZM126 55H125V57H126ZM132 55V54H131ZM130 55V56H131ZM139 55V54H138ZM153 55V54H152ZM184 55H186V54H184ZM215 55V54H214ZM222 55V56H223ZM231 55V54H230ZM229 55V56H230ZM254 55V54H253ZM5 56V55H4ZM54 56V55H53ZM52 56V57H53ZM85 56V55H84ZM135 56V55H134ZM141 56V55H140ZM142 56H144V55H142ZM147 56V55H146ZM146 56H144V57H146ZM148 56H147V58H148ZM217 56V55H216ZM216 56H213L214 58L216 57ZM255 56V55H254ZM263 56V55H262ZM65 57V56H64ZM95 57V56H94ZM97 57H98V55H97ZM119 57V56H118ZM122 57H123V59H124V55H122ZM122 57H119V59L120 58H122ZM150 57V56H149ZM223 57H225V58H222L221 60L224 62V61H226L227 60V58H226V56H223ZM232 57V56H231ZM34 58V57H33ZM50 58V57H49ZM55 58V57H54ZM96 58V57H95ZM128 58V57H127ZM134 58V57H133ZM135 58H138V56L136 55L135 56ZM233 58V57H232ZM17 59V58H16ZM52 59V58H51ZM57 59V58H56ZM61 59V58H60ZM97 59V58H96ZM149 59H151V58H149ZM226 59V60H225ZM245 59V58H244ZM257 59H259V58H257ZM262 59V58H261ZM30 60V59H29ZM197 59H195L193 62H195ZM200 60V59H199ZM208 60V59H207ZM207 60L205 59L204 60V62H207ZM221 60H219V61H221ZM243 60V59H242ZM58 61H59V63H60V60H59V58H58ZM92 61V60H91ZM95 61H101V63L104 61L103 60V56H102V58L100 59V60H95ZM141 61V60H140ZM201 61V60H200ZM239 61V60H238ZM238 61H233V63H237ZM241 61V60H240ZM261 61V60H260ZM36 62V61H35ZM42 62H45V60L44 61H42ZM89 62V61H88ZM135 62V61H134ZM134 62H130L131 64H133ZM39 63L41 64V62L39 61ZM57 63V62H56ZM138 63V62H137ZM153 63V62H152ZM231 62H229V64H230ZM37 64V63H36ZM54 64H55V62H53V67H54ZM90 64V63H89ZM130 64V65H131ZM143 64H144V62H143ZM196 64V63H195ZM34 65V64H33ZM42 65V64H41ZM40 65V66H41ZM116 65V64H115ZM134 66L136 65V63H134L133 64ZM138 65V64H137ZM141 65V64H140ZM194 65V64H193ZM197 65V64H196ZM196 65H195V67H196ZM217 65V67L219 66L218 64H216ZM216 65H215V67H216ZM223 65H225L224 63L222 64V65H220L221 67L223 66ZM231 65V64H230ZM235 65V64H234ZM242 65V64H241ZM43 66V65H42ZM46 66V65H45ZM44 66V67H45ZM48 66H49V64H48ZM48 66L47 67H43L44 68V75H46L47 74V76L49 77V73L50 72H52V71H49V73H47L48 72V70L50 69H52L53 70V68H51V66H49V69H48ZM199 65H197V67H198ZM243 66V65H242ZM254 66V65H253ZM256 66H258V65H256ZM6 67H8V66H6ZM65 67V66H64ZM104 67H107V68H110V66H109V64L108 63H103V65L102 66H100L99 68L101 69V70H103L104 69ZM128 68H127V71L128 72H126V73H128V75L130 76V69H129V66H127ZM132 67V66H131ZM136 68H137V66H135ZM143 67V66H142ZM4 68V67H3ZM48 70H47V69ZM94 68V67H93ZM132 68H134V67H132ZM34 69V68H33ZM38 69V68H37ZM254 69H256V67L254 68ZM14 70V69H13ZM12 70V71H13ZM32 70V69H31ZM31 70H30V72H31ZM39 70V69H38ZM40 70H42L43 71V69H41L40 68ZM46 70V71H45ZM54 70L57 72L58 70H56L55 68H54ZM60 70H62V69H60ZM60 70H59V72H60ZM68 70V71H67ZM67 70H65L64 71V69L62 70V73L60 74V75H58V73H56L57 74V76H58V78H59V76L62 78V75H64L63 74V72H69V70L70 69H67ZM75 70H76V68H75ZM74 70V71H75ZM105 70V69H104ZM11 71V72H12ZM28 72H29V70H27ZM34 71L36 72V69H34ZM207 71V70H206ZM263 70H261V72H262ZM29 72V73H30ZM34 72V73H35ZM103 72V71H102ZM264 72V71H263ZM27 73V72H26ZM29 73H28V75H29ZM33 73V71H32V79L31 80H33L34 79V77H36L37 79H39L40 80V74H37V75H35ZM38 73V72H37ZM40 73H41V71H40ZM43 73L41 74V75H43ZM53 73V72H52ZM106 73V72H105ZM134 73V71L132 72V74ZM141 73V72H140ZM249 73H251V72H249ZM55 74V75H56ZM66 74V73H65ZM68 74V73H67ZM66 74V75H67ZM70 74V73H69ZM103 74V73H102ZM142 74V73H141ZM253 74V73H252ZM9 75V74H8ZM8 75L6 76V78L8 77ZM39 75V76H38ZM43 75V76H44ZM52 75V74H51ZM51 75H50V77H51ZM144 75L145 74H143V75H141V76H143L144 77ZM146 75H147V73H146ZM255 75V74H254ZM263 76H264V73L262 74ZM10 76L11 77H13L11 74H10ZM15 76V75H14ZM24 76V75H23ZM69 76V75H68ZM124 76V75H123ZM122 76V77H123ZM140 76V77H141ZM148 76V75H147ZM257 76V75H256ZM3 77H4V75H3ZM42 77V76H41ZM48 77H46L45 76V78L44 77H42L43 78V81L45 80V79H49ZM53 78H54V76H52ZM56 77V76H55ZM105 77H106V75H105ZM253 77V76H252ZM260 77V76H259ZM262 77V76H261ZM20 78V77H19ZM72 78V77H71ZM142 78V77H141ZM254 78V77H253ZM263 78V77H262ZM15 79V78H14ZM13 79V80H14ZM27 79V78H26ZM25 79V80H26ZM107 79V78H106ZM122 79V78H121ZM120 78H119V80H121ZM124 79V78H123ZM132 79H134V80H136L137 78H132ZM143 80H145L144 78H142ZM230 79V78H229ZM20 80H21V78H20ZM25 80H23V81H25ZM35 80V79H34ZM46 80V81H47ZM60 80V79H59ZM85 80V79H84ZM133 80V81H134ZM139 80V79H138ZM141 80V79H140ZM255 80V79H254ZM12 81V80H11ZM38 80H35V85H36V88H35V86H33V83H32V86H33V88L31 87L30 88V85H29V88L25 85V87L26 88H28L29 90H33V89H36V90H39V86H38V84H40L41 86H42V84H41V81H40V83H39V81L37 82ZM45 81V82H46ZM51 81H53V80H51ZM56 81V80H55ZM54 81V82H55ZM111 81V80H110ZM114 81H115V79H114ZM243 81H245V80H243ZM251 81V80H250ZM264 81V80H263ZM14 82V81H13ZM22 82V81H21ZM36 82L38 83V84H36ZM54 82H52V83H49V84H51V85H53V83ZM60 82V81H59ZM118 82H120V81H118ZM117 82V83H118ZM129 82H130V80H129ZM132 82V81H131ZM137 82V81H136ZM139 82V81H138ZM249 82V81H248ZM260 82V81H259ZM24 83H26V82H24ZM108 83L110 84V83H113V81L112 82H109L108 81ZM145 83V82H144ZM212 83V82H211ZM241 83H243V82H241ZM258 83V82H257ZM21 84V83H20ZM22 84H23V82H22ZM22 84L20 85L21 86V89H23V87H22ZM125 84H127V83H123L122 85L124 86ZM240 84V83H239ZM246 84H249V83H245L244 85H246ZM259 84V83H258ZM261 84V83H260ZM14 85H15V82H14ZM19 85V84H18ZM44 85V84H43ZM55 85V84H54ZM57 85V84H56ZM60 85V84H59ZM121 84H120V86H122ZM134 85V84H133ZM143 85V84H142ZM241 85V84H240ZM263 85H264V82H263ZM262 85V86H263ZM45 86H46V84H45ZM44 86V87H45ZM75 86V85H74ZM113 86H114V84H113ZM123 86H122V89L120 88V91H122V90H125L124 88H123ZM126 86V85H125ZM141 86V85H140ZM211 86V85H210ZM243 86V85H242ZM248 86V85H247ZM255 86H257V85H255ZM12 87V86H11ZM43 87V86H42ZM41 87V88H42ZM76 87V86H75ZM130 87H132L131 85L130 86H128V88H130ZM134 87H136V86H134ZM142 88H143V86H141ZM252 87V86H251ZM1 88H4V86L3 87H1ZM38 88V89H37ZM118 88V87H117ZM127 88V89H128ZM142 88H140L141 90H142ZM244 88H246V87H244ZM243 88V89H244ZM248 88V87H247ZM259 88H262V90H263V87H259ZM258 88V89H259ZM8 89H10V87L8 88ZM12 89V88H11ZM28 89H26L28 92H35L36 90H33V91H29ZM126 89V90H127ZM131 90L132 89H134L133 87L132 88H130ZM211 89V88H210ZM214 89V88H213ZM257 89V88H256ZM3 90V89H2ZM12 90H15L16 91V87H14ZM11 90V91H12ZM74 90V89H73ZM72 90V91H73ZM78 90V89H77ZM129 90V89H128ZM128 90H127V93H125V95L127 94V95H130V93L131 92H128ZM130 90V91H131ZM212 90V89H211ZM211 90H210V92H211ZM250 90V89H249ZM254 90V89H253ZM261 90V89H260ZM7 91V90H6ZM79 91V90H78ZM85 91V90H84ZM120 91H118V92H120ZM133 91V90H132ZM135 91V90H134ZM133 91V92H134ZM245 92H242V87H238V86H232L231 87V95L233 96V97H235V98H237V97H242L243 96V94H247V92H246V90H244ZM252 91V90H251ZM3 92H5L4 90H3ZM2 92V93H3ZM9 92V91H8ZM12 92H14V91H12ZM24 92V91H23ZM76 92V91H75ZM80 92H82V91H80ZM91 92V91H90ZM133 92H132V94H131V96L133 95V98L135 97V92H134V94H133ZM146 92V91H145ZM145 92H143V93H145ZM264 92V91H263ZM262 92V95H261V97H264V93ZM18 93V92H17ZM20 93V92H19ZM22 93V92H21ZM116 93H117V89H116ZM147 93V92H146ZM7 94V93H6ZM41 94H43V93H41ZM78 94V93H77ZM85 94V93H84ZM84 94H82V96H84ZM115 94V93H114ZM121 94H123L122 92H121ZM251 94V93H250ZM249 94V95H250ZM19 95V94H18ZM18 95H17V97H18ZM21 95V94H20ZM19 95V96H20ZM31 95V94H30ZM75 95H76V93H75ZM75 95H73V96H75ZM127 95H126V97H127ZM258 95H259V93H258ZM257 95V96H258ZM81 96V95H80ZM81 96V97H82ZM117 96H120V93H117ZM123 96H124V94H123ZM123 96H121L120 98H122ZM130 96V97H131ZM136 96H138V95H136ZM147 96V95H146ZM30 97V96H29ZM79 97V96H78ZM129 97V98H130ZM139 97V96H138ZM137 97V98H138ZM143 97H145V96H143ZM260 97V98H261ZM64 98V97H63ZM114 98H116V97H114ZM119 98V99H120ZM129 98H128V100H129ZM67 99V98H66ZM89 99H91V98H89ZM116 99H118V98H116ZM116 99L114 100V101H116ZM134 100H136V98H134ZM139 100H140V98H139ZM138 100V101H139ZM142 100V99H141ZM140 100V101H141ZM72 101V100H71ZM93 101V100H92ZM120 101V100H119ZM123 102H124V99L122 100ZM130 101H133L132 99L130 100ZM130 101H126L127 103H129ZM261 101H262V98H261ZM263 101H264V99H263ZM102 102V101H101ZM121 102V101H120ZM125 102V103H126ZM134 102V101H133ZM136 103H137V101H135ZM142 102V101H141ZM141 102H139V103H141ZM28 103H31V102H28ZM38 103V102H37ZM71 103V102H70ZM132 102H130L129 103V105L131 104ZM260 103V105H261V103L262 102H259ZM36 104V103H35ZM40 104V103H39ZM79 104V103H78ZM93 104V103H92ZM138 104V103H137ZM142 104H143V102H142ZM154 104V103H153ZM49 105V104H48ZM121 105H122V103H121ZM140 106H141V104H139ZM150 106H151V104H149ZM147 106H148V104H147ZM264 106V105H263ZM31 107V106H30ZM102 107V106H101ZM130 107V106H129ZM133 107H135V105L133 104ZM260 107H262V105L260 106ZM42 108H43V106H42ZM48 108V107H47ZM124 108V109H123ZM141 108H142V106H141ZM153 107H150V109H152ZM263 108V107H262ZM138 109V108H137ZM147 109V108H146ZM146 109H144L145 111H147ZM154 109H155V106H154ZM264 109V108H263ZM93 111V110H92ZM129 111V110H128ZM153 111V110H152ZM238 111H239V109H238ZM237 111V112H238ZM34 112V111H33ZM37 113V112H36ZM40 113V112H39ZM99 113V112H98ZM101 113H102V111H101ZM153 113V112H152ZM158 113V112H157ZM222 113V112H221ZM145 114V113H144ZM243 114V113H242ZM264 114V113H263ZM103 115V114H102ZM101 115V116H102ZM154 115H156V114H154ZM145 116V115H144ZM143 116V118H146V116L144 117ZM148 116V115H147ZM152 116H153V114H152ZM157 116V115H156ZM161 116V115H160ZM159 115H158V117L159 118H162V117H160ZM135 117V116H134ZM155 117V116H154ZM164 118V117H163ZM239 118V117H238ZM13 119V118H12ZM135 119H137L136 117H135ZM148 119V118H147ZM240 119V118H239ZM146 120V119H145ZM157 120H158V118H157ZM72 121H73V117H72ZM156 121V120H155ZM38 122V121H37ZM11 124V123H10ZM9 124V125H10ZM242 124V123H241ZM244 124H245V126L248 128L249 126H250V121L249 120H247V119H245L244 120ZM264 124V123H263ZM29 125V124H28ZM30 127V126H29ZM243 127V126H242ZM16 128V127H15ZM15 128H13V129H15ZM26 128V127H25ZM22 129V128H21ZM31 129H32V127H31ZM35 129H37L36 127H35ZM136 129H137V131H136ZM161 129V128H160ZM256 129V128H255ZM18 130H19V128H18ZM78 131V130H77ZM139 133V132H138ZM143 133V132H142ZM118 135V134H117ZM121 136V135H120ZM122 136H123V134H122ZM115 137V138H114ZM244 137V136H243ZM16 138H19L20 139V143H22L23 145L24 144H27L26 146L24 145V146H20V145H13V147L12 146H8V145H6V142H12L14 139H16ZM112 140V141H111ZM123 142H124V140H123ZM244 142V141H243ZM243 142H241V143H243ZM113 143V144H114ZM21 144V145H22ZM112 144V143H111ZM124 144H125V142H124ZM115 145V144H114ZM121 146H122V144H121ZM125 146H126V144H125ZM119 147H120V145H119ZM123 147V146H122ZM263 147V146H262ZM22 148V149H21ZM16 149V150H15ZM258 149V148H257ZM12 151V150H14L13 152H15V153H13L12 152V155L9 157V153L7 154H4V152H7V151ZM17 150H19V151H17ZM29 150H31V151H29ZM39 150V151H40ZM121 150H122V148H121ZM124 150H126V149H124ZM261 150V149H260ZM24 151H22L23 153H24ZM32 151H34V153L32 154ZM96 151V150H95ZM259 151V150H258ZM17 152L18 153H20L21 155L19 156V154H18V156H16L17 155ZM42 152V151H41ZM48 152V153H49ZM89 152V151H88ZM126 152V151H125ZM262 152V151H261ZM11 153V152H10ZM25 153V154H26ZM47 153V152H46ZM47 153V154H48ZM127 153V152H126ZM256 153V152H255ZM257 153H259V152H257ZM13 154L15 155V157H12L13 156ZM52 154V153H51ZM83 154V155H84ZM88 154H90V153H88ZM87 154V155H88ZM92 154H97V156H98V153H92ZM30 155H27L28 157L30 156ZM42 155H43V153H42ZM42 155H40V156H42ZM46 155V154H45ZM44 155V156H45ZM53 156H51V158L53 157H55L54 155L55 154H52ZM57 155H56V157H57ZM94 155H93V157L92 158H94L95 159V157H94ZM259 155H260V153H259ZM1 156V155H0ZM26 156V157H27ZM39 156V158H41ZM49 156H50V154H49ZM78 156V155H77ZM81 156V155H80ZM85 157H86V154L84 155ZM100 156V155H99ZM262 156V155H261ZM12 157V158H11ZM32 157H29V158H32ZM47 157V156H46ZM264 157V156H263ZM9 158V159H8ZM35 159H36V157H34ZM33 158V159H34ZM84 157L82 156V158H81V160L83 159ZM88 158V157H87ZM87 158L85 159V162H87L86 160H87ZM91 158V157H90ZM90 159V162L91 161H93L94 159ZM101 159H103L102 157H100ZM99 157L97 158L96 157V161L98 162V163H100L99 161H98V159H100ZM8 159V160H7ZM21 159V160H20ZM26 159V158H25ZM28 159V158H27ZM25 160L26 162L28 161V160ZM34 159V160H35ZM44 158L42 157V160H43ZM34 160H32L34 163H33V165L35 164V162L36 161H39L38 160V157H37V159H36V161H34ZM45 160V159H44ZM43 160V161H44ZM47 160H49V158L47 157ZM50 160H53V159H50ZM49 160V161H50ZM80 160V161H81ZM88 160H89V158H88ZM103 161L104 163H109V162H106V161ZM108 160V161H109ZM24 161V162H25ZM30 161H31V159H30ZM46 161V160H45ZM95 161V162H96ZM120 161V160H119ZM16 162V163H15ZM23 162V163H24ZM26 162H25V165H23L22 164V173L24 174V177H22L23 176V174H20L21 176L20 177H22V178H26L25 177V172L24 171H27V170H25V166H26V169H30L32 172H33V170L35 171V168H36V170H38L37 169V167L38 166H41L40 164V162H41V160L38 162V163H40V164H35L34 165V169L33 168H31V165H32V163L30 162V164H28V165H30L28 168H27V164H26ZM48 162V161H47ZM82 162H84V160L82 161ZM89 162V161H88ZM89 162V163H90ZM12 163H13V165H15V166H13L12 165ZM22 163V162H21ZM21 163L20 164H18V167H20L21 166ZM44 163H46V162H44ZM53 163H55V162H53ZM51 164V166H53V165H55L56 166V169H57V165H56V163L55 164ZM98 163H96V164H94V162H91V164H94V165H96V166H98L99 167V164ZM47 165H48V163H46ZM82 164H84L85 165V168H86V165H88V164H85V163H82ZM101 164H102V162H101ZM100 164V165H101ZM10 165V166H9ZM20 165V166H19ZM37 165V166H36ZM42 165H43V162H42ZM79 165H80V162H79ZM109 165V164H108ZM24 166V167H23ZM46 166V165H45ZM48 166H50V164L48 165ZM50 166V167H51ZM55 166H53V167H55ZM90 166H92V167H90ZM94 167L93 165H89V166H87V167H90V168H95V169H97V167ZM104 166V165H103ZM102 166V167H103ZM12 167V168H11ZM33 167V166H32ZM51 168V169H53L52 171L49 169V167H48V169L53 173V171H55V168ZM101 166H100V168H102ZM43 168V167H42ZM45 168V167H44ZM104 168V167H103ZM111 168V167H110ZM10 169H14V171L12 172ZM16 169V170H15ZM20 169V168H19ZM18 169V171H21V170H19ZM24 169V170H23ZM9 170V171H8ZM44 170V169H43ZM87 170V169H86ZM100 170L101 169H99V172H100ZM40 171H42V170H40L39 169V171L38 172H40ZM46 171H47V168H46ZM88 171V170H87ZM91 171V170H90ZM90 171H89V173H90ZM95 171V170H94ZM10 172H12V173H10ZM9 173V174H8ZM18 173V174H17ZM29 173V175L31 176V175H33V173H34V175H36V173L37 172H33V173H30V172H27V174ZM47 173V175H48V172H46ZM85 173V172H84ZM87 173V172H86ZM96 173V172H95ZM8 174V175H7ZM42 174H44L43 172L41 173L40 172V175L42 176V177H45V176H43ZM17 175H18V177H17ZM33 175V176H34ZM54 175H55V173H54ZM53 174H52V179L55 177ZM41 176H39V177H41ZM87 176H88V173H87ZM95 176V175H94ZM7 177L11 180V182H14V183H12V184H10V183H8V181H9V179H7ZM38 177V176H37ZM49 177V176H48ZM51 177V176H50ZM28 178V177H27ZM56 178H57V176H56ZM39 179V178H38ZM50 179V178H49ZM55 179V178H54ZM53 179V180H54ZM12 180H14V181H12ZM26 180V179H25ZM29 180H30V178H29ZM31 180H32V178H31ZM44 180H45V178H44ZM4 181H7V183H5ZM38 181V180H37ZM36 181V182H37ZM41 181H43V180H41ZM47 181V180H46ZM65 181V182H64ZM29 182V181H28ZM32 182H33V180H32ZM52 182H54V181H52ZM62 182H64V183H62ZM3 183L5 184V186H3ZM24 183V182H23ZM25 183H27V181L25 182ZM38 183V182H37ZM41 183V182H40ZM39 183V184H40ZM48 183V182H47ZM50 183V182H49ZM7 184V185H6ZM10 184V186L12 187H10L9 188V190H8V185ZM19 184V183H18ZM28 184V183H27ZM30 184V183H29ZM28 184V185H29ZM52 184V183H51ZM51 184H49V185H51ZM21 185H23V184H21ZM32 185H34V183H32ZM31 185V186H32ZM47 185V184H46ZM7 186V187H6ZM18 186V185H17ZM25 185H23V187H24ZM53 186V185H52ZM56 186V185H55ZM4 187H6V190H5V188ZM20 187V186H19ZM29 187H30V185H29ZM38 187V186H37ZM48 187V186H47ZM51 187V186H50ZM27 188V187H26ZM31 188H33V187H31ZM36 188V187H35ZM41 188V187H40ZM44 188V187H43ZM57 188V187H56ZM30 189V188H29ZM34 189V188H33ZM3 190V191H2ZM23 190V189H22ZM36 190H39V189H36ZM58 190V189H57ZM17 191H19V190H17ZM21 191V190H20ZM27 191V190H26ZM34 191V190H33ZM41 191V190H40ZM52 191V190H51ZM55 191V190H54ZM14 192H15V190H14ZM24 192V191H23ZM31 192V191H30ZM48 192V191H47ZM58 192H59V190H58ZM10 193H12V191L10 192ZM18 193V192H17ZM16 193V194H17ZM20 193V192H19ZM25 193H27V192H25ZM24 193V194H25ZM29 193V192H28ZM35 193V192H34ZM39 192H37V194H38ZM51 193V192H50ZM39 194H41V193H39ZM61 194H62V192H61ZM66 194V195H67ZM9 195V194H8ZM7 195V196H8ZM19 195V194H18ZM55 195H56V193H55ZM63 195V194H62ZM12 196V195H11ZM14 196V195H13ZM22 196H23V194H22ZM26 196H27V194H26ZM25 196V197H26ZM34 196V195H33ZM37 196V195H36ZM6 197V196H5ZM16 197H18V196H16ZM31 197V196H30ZM41 197V196H40ZM63 197H65V199L67 198V196H64L63 195ZM62 197V198H63ZM13 198V203H14V197H12ZM39 198V197H38ZM50 198V197H49ZM52 198V197H51ZM50 198V199H51ZM70 198V197H69ZM5 199V198H4ZM18 199V198H17ZM34 199V198H33ZM41 199V198H40ZM46 199V198H45ZM56 199H57V197H56ZM71 199H70V202H71ZM16 200V199H15ZM21 200V199H20ZM23 200V199H22ZM54 200H55V198H54ZM64 200V199H63ZM9 201V200H8ZM16 201H18V200H16ZM15 201V202H16ZM29 200H27V202H28ZM34 201V200H33ZM41 201H42V199H41ZM46 201V200H45ZM51 201V200H50ZM73 201V200H72ZM10 202V201H9ZM19 202V201H18ZM21 202V201H20ZM23 202V201H22ZM66 202V201H65ZM24 203V202H23ZM26 203V202H25ZM47 203V202H46ZM50 203V202H49ZM48 203V204H49ZM75 203L74 204H72L73 206L72 207H74V205H75ZM79 203V204H80ZM2 204V203H1ZM0 204V206H2ZM8 204V203H7ZM52 205H53V203H51ZM56 204V203H55ZM62 204V203H61ZM10 205V204H9ZM17 205V204H16ZM29 205V204H28ZM31 205V204H30ZM29 205V206H30ZM33 205V204H32ZM31 205V206H32ZM57 205V204H56ZM65 205V204H64ZM27 206V205H26ZM54 206V205H53ZM59 206V205H58ZM79 206H81V205H79ZM3 207V206H2ZM24 207V206H23ZM76 207H78V206H76ZM18 208V207H17ZM22 208V207H21ZM35 208V207H34ZM33 208V209H34ZM58 207H56V209H57ZM59 208H61V207H59ZM79 208V207H78ZM78 208H76L77 209V213H75L73 210H75V207H74V209L72 210L75 214L73 215L72 213V215L71 216H73V220L75 221H73V223H74V225H73V227L71 228V225L69 226L70 227V229H73L72 230V232L74 233V231H76V228H78V223L80 222V220L82 219V217H83V215H81L80 216V214H81V212H78ZM2 209V208H1ZM12 209V208H11ZM13 209H15L16 210V208H14L13 207ZM19 209V208H18ZM27 209V208H26ZM44 210V209H43ZM2 211V210H1ZM23 211V210H22ZM25 211V210H24ZM60 211H62V210H60ZM76 211V210H75ZM16 212L18 213L19 211H17L16 210ZM29 212V211H28ZM48 211H46V210H44L41 214V217H42V220H43V222H42V224H41V226L43 225V228H41V230H45V231H49V229H50V226H51V228L52 227H54V225H53V223H54V221H53V219L51 220L50 219V217H47L48 216V214L49 213H47ZM53 212H54V210H53ZM59 212V211H58ZM71 212V211H70ZM23 213V212H22ZM61 213V216H59V215H57V216H59V217H62L64 214L62 213V212H60ZM21 214V213H20ZM24 214V213H23ZM57 214V213H56ZM70 214V213H69ZM54 215V214H53ZM70 216V217H71ZM31 217H32V213H31ZM46 217V218H45ZM54 217H56V216H54ZM58 217V218H59ZM68 217L69 216H66V218H67V220H70V217H69V219H68ZM57 218V221L59 220ZM65 218V215H64V218L62 217V218H60V219H62L61 221H63L64 219H66ZM36 219V218H35ZM72 219V218H71ZM22 220V219H21ZM25 220V219H24ZM23 220V221H24ZM27 220V219H26ZM13 221V220H12ZM34 221V220H33ZM22 222V221H21ZM65 222V221H64ZM68 222V221H67ZM34 223H36V221L35 222H33V225H34ZM38 223H39V221H38ZM55 223H56V221H55ZM66 223V222H65ZM32 224V223H31ZM30 224V225H31ZM68 224V223H67ZM26 225H27V221H26ZM56 225V224H55ZM29 226V225H28ZM66 226H68V225H66ZM5 227V226H4ZM4 227H0V244H2L4 241H5V239H6V235L8 234V233H10V230H8L6 227L4 228ZM17 227V226H16ZM75 227V228H74ZM26 229H27V227H26ZM31 229H33V228H31ZM58 229H60V227L58 228ZM15 230V229H14ZM35 230V229H34ZM40 230V231H41ZM54 230V229H53ZM57 230V229H56ZM61 230H63V229H61ZM31 231V230H30ZM38 232H39V230H37ZM66 231H68V229H66ZM32 232H33V230H32ZM31 232V233H32ZM42 232V231H41ZM44 232V231H43ZM55 232V231H54ZM261 232V231H260ZM11 233H13V230L11 231ZM30 233V234H31ZM46 233V232H45ZM51 233H52V230H51ZM56 233V232H55ZM61 233V232H60ZM69 233V232H68ZM67 233V234H68ZM14 234H15V232H14ZM17 234V233H16ZM54 234V233H53ZM58 234V233H57ZM71 234V233H70ZM33 235V234H32ZM55 236H56V234H54ZM69 236V235H68ZM15 237H16V235H15ZM18 237H19V235H18ZM18 237H17V239H18ZM20 237H22V236H20ZM24 237V236H23ZM254 237V236H253ZM25 238V237H24ZM27 238V237H26ZM42 238V236H40V239ZM45 238V237H44ZM70 238V237H69ZM23 239V238H22ZM22 239H20L22 242H23V240ZM34 239H36V238H34ZM41 241V240H39V237H38V239H36V241ZM54 240V239H53ZM254 240H255V238H254ZM261 240V239H260ZM264 240V239H263ZM15 242H17V241H15ZM25 242V241H24ZM21 243L20 244V242H18L20 245H22V246H24V244L25 243ZM258 242V241H257ZM263 242V241H262ZM45 243V242H44ZM44 243H43V245H44ZM53 243V242H52ZM264 243V242H263ZM36 244H38V242L36 243ZM49 244V243H48ZM51 244V243H50ZM17 245V244H16ZM42 245V244H41ZM252 245H254V244H251V246ZM259 245V244H258ZM258 245H257V247H258ZM21 246V247H22ZM28 246V245H27ZM250 246V245H249ZM248 246V247H249ZM256 246V245H255ZM16 247V246H15ZM17 247H20V246H18L17 245ZM21 247L19 248V250L18 251H20V249H21ZM47 247H48V245H47ZM250 248V247H249ZM252 248H254L253 246H252ZM264 248V247H263ZM10 249V248H9ZM15 249V248H14ZM23 249V248H22ZM25 249V248H24ZM32 249L34 250L35 249V246H34V248L32 247ZM41 248H39V250H40ZM256 249V248H255ZM254 249V250H255ZM259 249V248H258ZM260 249H261V247H260ZM3 250V249H2ZM31 250V249H30ZM15 251H16V249H15ZM17 251V252H18ZM35 251V250H34ZM33 251V252H34ZM37 251V250H36ZM247 251V250H246ZM249 251V250H248ZM258 251V250H257ZM16 252V253H17ZM1 253V252H0ZM22 253V252H21ZM20 253V254H21ZM41 253V252H40ZM249 253V252H248ZM250 253H252L251 251H250ZM15 254V253H14ZM36 254V253H35ZM39 254V253H38ZM37 254V255H38ZM247 254V253H246ZM254 254V253H253ZM17 256V255H16ZM18 256H19V254H18ZM0 257H1V255H0ZM3 257V256H2ZM1 257V258H2ZM21 257V256H20ZM35 257V256H34ZM39 258H40V256H38ZM1 258H0V260H1ZM21 258H23V257H21ZM42 258H43V256H42ZM13 259V258H12ZM15 259H17V258H15ZM33 259V258H32ZM35 260V259H34ZM36 260H37V258H36ZM39 260V259H38ZM13 261V260H12ZM25 261V260H24ZM21 262V261H20ZM23 262V261H22ZM19 263V262H18ZM34 263V262H33ZM1 264V263H0ZM12 264V263H11ZM24 264H26V263H24Z\"/></svg>",
	"mask_w": 264,
	"mask_h": 264
}]
</instances>
